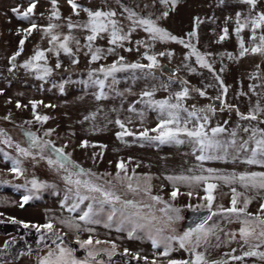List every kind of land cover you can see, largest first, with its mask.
<instances>
[{
  "label": "rangeland",
  "instance_id": "obj_1",
  "mask_svg": "<svg viewBox=\"0 0 264 264\" xmlns=\"http://www.w3.org/2000/svg\"><path fill=\"white\" fill-rule=\"evenodd\" d=\"M35 3L36 7L29 19L22 20L12 10L19 8L23 13L30 6V0H0V131L5 133V137H0V221L10 223L15 220L33 229H36L33 225L42 226L51 222L56 235L66 234L71 239H65L63 245L68 243L82 249V256L74 254L79 260L89 259V264H153V261L155 264H168L169 260H186L190 252L180 248L178 242H173V250L164 256L163 244L154 248L151 237L159 239V235L179 236L193 229L188 227V216L192 211L208 209L204 199L207 184L195 181L174 182L167 178L181 175L231 176L233 173L264 172V167L244 162L250 155V149L255 146L254 142L249 143L248 152L229 148L223 159L200 161L197 159L201 155L198 146L183 135L179 139L184 142L179 144H162L158 140L144 139L141 134L145 130H148L149 136H156L157 133L151 129L156 128L162 118H167L161 117L160 110L149 101L168 100L170 104L177 103L176 93L187 88L188 96L179 101L182 108L196 110L200 117L207 116L205 127L209 134L214 127H224L226 131L218 139L229 141L235 129L239 144L251 134L244 132V127L264 130V123L261 122L264 121V112L258 114L257 120H242L237 112L249 115L257 104L264 108V53L253 54L249 51L241 57L240 41L235 32L237 13L243 22L250 14L254 16L264 12V0H256V7L251 12V6L242 0H177L175 6L171 0L167 6L161 5L159 0H75L78 15L73 12L68 0H56L59 19L53 16V0H35ZM83 9L93 12L113 11L116 13L113 19L123 32L127 33L133 27L135 30L131 31L128 40L117 45L109 42V33H100L91 42L90 50V42L86 39L90 32L79 26L69 27V24L87 23L89 18ZM126 9L135 12L138 18L156 21L159 27L171 35L184 40L185 44L193 45L205 55L206 61L212 65V71L201 67L185 44L153 39L143 27L134 26L128 19ZM164 11L169 13L166 18L162 16ZM32 23H35L36 28L27 34L25 30ZM49 25H57L51 34L59 36V40L52 41L51 35H45L44 29ZM225 28L228 29L227 36L220 40ZM193 32L195 36L191 35ZM261 34H264V29L257 31V37ZM65 36L72 37L68 41L71 54L59 49ZM251 36L250 27L240 33L245 47L249 49L259 42L252 41ZM21 39H24L23 51H20ZM97 48L102 50L100 58L92 61L91 56ZM108 49L113 51L109 52ZM38 50L45 53V59L34 61L33 68H24L23 65ZM18 52L20 54L16 55ZM14 56L16 58L13 60ZM148 56L156 57L152 67H148L152 64ZM258 60L261 61L257 63ZM57 63L59 67H56ZM134 63L144 67H124ZM113 64L121 70L106 78L100 69H107ZM43 67L50 68L51 73L44 75ZM97 80H104L103 89L96 83ZM220 81L227 88L226 93ZM201 91L205 93L204 96L200 95ZM145 92L154 94L147 97L143 95ZM33 103L36 104L35 114ZM209 106L214 111H209ZM37 115L48 119L39 122L36 120ZM179 115L183 124L187 112L180 111ZM117 120L124 124L123 129L116 123ZM195 125L193 118L188 127ZM125 130L132 135L120 137V133ZM27 132L34 133L41 142L50 141L55 148H63L79 168L100 177L96 183L107 187L106 182H110L122 199H131L141 204L145 214L149 209L143 206L152 205V211L157 217L153 221L154 227L137 228L134 223L122 222L119 214L109 221L110 205H105L104 211L94 217L99 223L85 224L79 216L87 211L89 204H93L94 208L99 205L92 200H85L76 211L68 210L77 202L75 189L69 191L71 186L63 179L67 174L63 169L48 164V158H56L53 149L49 147L40 153L33 148L34 159L33 156L24 157L17 152V144L23 148L30 147L25 134ZM46 132L51 134L45 135ZM6 137H11V146L3 142ZM84 142L87 144L82 146ZM16 159L20 160L23 169V174L19 176L11 171L12 161ZM120 163H123L126 171L117 168ZM208 169L213 170L212 173ZM70 171L76 172L79 169ZM118 171L121 176L130 178L133 187L138 185L135 193L127 190L128 180L120 182L115 179ZM109 173L111 175H107ZM33 179L43 186L34 189L30 183ZM173 183L178 189L175 200L171 197V192L175 190ZM208 183L216 185L212 192L214 200L211 209L217 216H211V220L206 223L205 227H212L213 232L196 251L202 253L209 264L218 261L224 264H264V260L258 256L244 255L249 250L264 252V245L250 249L239 237L241 224L230 213L220 211L221 207H231L234 195L232 189L235 188L239 194L237 207L243 206L245 197L250 198L247 212L264 218V213L260 212L264 204V190L245 189L239 181L228 184L223 180L212 179ZM147 186H150V193L144 191ZM190 192L191 196L188 195ZM25 195L31 198L21 207ZM150 196H160L173 208L180 209L181 219L174 220L170 227H166V218L160 211L164 204L152 201ZM169 215L175 217L176 213L170 212ZM62 220L73 221L80 225V230L67 227L60 222ZM156 228H163V233L158 235ZM173 228L175 232L171 231ZM41 230L48 242L44 249L53 247L55 244L49 238L51 233L43 228ZM232 233H236L235 239L231 238ZM12 237L11 234L0 236V247L12 240L8 250L0 252V264H8L18 252H27L31 257L29 251L37 247L32 245L36 244L35 241L15 244L17 240ZM77 237L81 241L91 239L93 243L90 247L103 256L94 260L88 258L87 250L73 242ZM97 240L101 243L96 244ZM251 243L259 241L252 240ZM37 252L39 254L40 249ZM116 253L139 261L127 263L121 256L114 261L106 259ZM23 257L20 253L19 264H27Z\"/></svg>",
  "mask_w": 264,
  "mask_h": 264
},
{
  "label": "snow or ice",
  "instance_id": "obj_2",
  "mask_svg": "<svg viewBox=\"0 0 264 264\" xmlns=\"http://www.w3.org/2000/svg\"><path fill=\"white\" fill-rule=\"evenodd\" d=\"M69 4L71 5L73 12L75 14H79L77 12L78 5L75 3V0H68ZM161 5L167 6L169 4V0H159ZM177 0H171V3L173 6H175ZM243 3H246L251 6V10H254L256 7V0H242ZM36 7L35 0H30V6L25 10L23 13L20 12L19 8H14L12 11L17 15L18 19L22 20H28L30 17V14L33 13V9ZM83 11L87 12L88 15V21L84 25H72L69 24V27H75L79 26L82 27L90 32V34L86 37V39L90 42L88 47L91 50V42L95 41L97 36L100 33H109L110 36V43L113 45H117L119 42L126 41L129 39L131 35V31L135 30V27H133L129 32L125 33L123 32L122 28L118 26V22L113 19L115 17L116 13L113 11H91L89 9H83ZM128 11V19L133 22L134 26L143 27L146 32H148L153 39L159 38L162 41H175L180 44H185V41L182 39H178L176 36L171 35L168 33L165 29L159 27L156 23V21L150 19V18H138L137 14L131 10L126 9ZM168 11H164L162 13L163 17L168 16ZM53 16H55L57 19H59V11L56 10V0H53ZM57 27V25H49L48 28L44 29L45 35H51L52 41L59 40V36L52 35V29ZM250 27V31L252 33L251 39L252 41H259L258 43H254V46L249 48H246L244 45L243 39L240 37V33L245 29ZM36 28L35 23L31 24V27L26 29V33L30 34L32 30ZM264 29V12L256 13L254 16L249 15L246 17L243 22H241V15L237 13L236 16V28L235 32L237 35V39L240 41V56L243 57L245 53L251 52L253 54L256 53H264V34H261L257 37V31ZM224 35L220 37V40L225 39L228 33V29L225 28L223 30ZM192 36H195L196 33H191ZM26 38V37H25ZM72 39L70 36H65L64 41L59 44V49H62L66 54H71V49L68 46V41ZM78 43V42H77ZM23 45H24V39H21L20 41V51H23ZM185 47H188L191 49L190 55H194L196 57V62L203 68H207L209 71H212V65L208 63L205 59V55L201 54L197 49L191 45L190 43L185 44ZM101 49L97 48L95 52L91 56L92 61H96L100 58ZM109 52H112L113 49H108ZM18 52L16 55H19ZM59 52H57V55ZM161 55H164V53H161ZM170 55V54H169ZM16 57L14 56L12 59L14 60ZM45 59V53L43 51H36L34 57L27 61L23 67L24 68H33V62L34 61H41ZM123 58L121 57V60ZM148 60L152 61V64H149L148 67H152L155 65L156 57L155 56H148ZM59 63H57L56 67H59ZM124 67H130L132 69H140L143 68L144 65L139 63H134L131 65H127ZM121 69L117 67L116 64L111 65L107 69H100L101 72L104 73L105 77L112 75L113 73L120 71ZM44 75H48L51 73V69L48 67H43L42 69ZM43 78V77H38ZM217 80L220 78L217 76ZM115 82V80H114ZM96 83L100 86L101 89L104 88L105 82L104 80H97ZM221 88L226 93L227 88L224 86L223 81H220ZM154 93L153 92H145L143 95L147 97H151ZM201 96H204V92H200ZM188 96V89L184 88L182 91L176 93V99L177 103L170 104L168 100H162V101H149L150 104L154 105L160 110L161 117H167L162 118L158 124V126L154 129H151V131L156 132L157 135L152 137L148 135V130H145L141 135L144 139L147 140H158L160 143H167V142H175V143H183L184 141L179 139L181 135L189 138L192 140L197 146L198 150L201 152V155L197 157L198 160L204 161V160H211V159H223L228 154L229 148H236L237 150H242L245 152L249 151V143L254 142V147L250 149V155L248 158L244 161L247 164H258L261 167H264V130H261L259 128H249L244 127L243 131L248 133L250 132V136L247 140H242L239 144H237V131L234 129L231 132V139L227 142L222 141L218 139L220 134L224 133L226 129L224 127H214L211 129L210 134L206 130L205 124L208 121V117H200L197 115V111H188L186 108H182L181 104L179 103L180 100L186 98ZM100 97L98 96L97 99ZM20 105L18 104L17 107ZM35 107L36 104L33 103V110L35 114ZM209 111H214V109L209 106ZM180 111L187 112V118L183 120V124L181 123V116L179 115ZM199 111H203V109H200ZM238 115L242 120H257L258 114L264 112V108H261L259 104L256 105V108L249 114L244 115L242 113H239L237 110ZM193 118H195L196 125L192 128L188 127V124L192 122ZM48 117L46 116H36V120L39 122H46ZM87 119V117H86ZM203 121V122H201ZM264 123V121H261ZM30 123V122H29ZM116 123L123 129L124 124L121 123L119 120L116 121ZM30 141V147L23 148L19 144L16 145L17 152L24 157L33 156V159L35 158L32 152V149H38L40 153H44L45 149L51 147L55 153V159L48 158V164L50 166H56L57 169H63L67 174L63 177L65 182L70 185L69 191L71 192L73 188L75 189V196L77 199V202L72 205L68 210L70 212H74L79 207V204L82 203L85 200H92L95 204L99 205L98 208H94L93 204H89L87 206V211H83L82 214L79 216V219L83 221L85 224H92V223H99L98 220L94 219L96 215L99 214V212L104 211L105 205H110V212L108 214V220L112 221L113 217L119 214V216L123 221H128L131 223H134L135 227L137 228H144L146 226H152L153 221L157 220V217L155 216L154 212L152 211V205H144L143 207H147L149 209V212L145 214L143 212V209L141 207V204L137 203L134 200L131 199H122L120 195L116 193V191L113 190V186L110 184V182H106L108 184L107 187H105L104 184L96 183L95 181L99 180L100 177L97 176L95 173H92L91 171H85L82 168H79V165L75 164L73 161H71L70 157L65 154L63 148H55L54 145L51 144L50 141L41 142L39 138L32 132L25 133ZM50 132H46L45 135H50ZM124 135H132L131 132H128L125 130L124 132L120 133V137H123ZM0 137H5V133L0 131ZM3 142L5 144H8L11 146V137H6ZM87 142H84L82 146H85ZM217 153H223V155H217ZM44 156L41 155V159H43ZM21 162L20 160L16 159L12 161V167L11 171L15 173L17 176L23 174V169L21 168ZM117 168L120 171H126L124 168L123 163H120L117 165ZM70 169H79V171L73 172L70 171ZM120 171L116 173L115 179L117 181L123 182L125 180H128L127 184V190L129 192L135 193L138 190L137 187H133L132 183L130 182V178L127 176H121ZM209 173H212L213 170L208 169ZM107 175H111L110 173ZM87 176L88 179H82V177ZM170 181L178 182V181H195L197 183L204 182L207 184V187L204 189L207 195L204 197V199L207 201V208L211 212L212 203L214 200V196L212 195L213 190L216 188V185L213 183H208L209 180L212 179H219L223 180L225 183H233L236 181H239L242 187L245 189H260L264 190V172H245L236 174L233 173L231 176H213L209 175L208 177L205 176H176V177H168ZM32 187L39 188L43 185H40L35 179H33L31 182ZM173 190L171 192V197L173 200L177 198L178 189H176L175 183H173ZM145 193H150V186L145 187L144 189ZM233 197L231 201V207L224 209L221 207L220 211L224 213H230L232 217L235 218L236 221H238L241 224V227L239 229V237L243 241L244 244H247L250 246V249H256L259 248L261 245H264V218H262L261 215H255L250 214L247 212V208L249 203L251 202L250 198L245 197L243 201L242 207H237V196L239 194L236 193V189H232ZM98 194V195H93ZM189 196L192 195V193H188ZM31 197L29 195H25L23 197V203L21 204V207L26 204ZM150 199L156 203L164 204V207L160 209L161 212L164 213V216L166 218L165 226L170 227L171 223L174 220L181 219L179 213L180 209L173 208L170 204H167L163 201V198L160 196H150ZM116 205H120L119 208L116 207ZM189 207H192L189 205ZM199 207H204V205H200ZM195 210V209H193ZM176 213L175 217L172 215H169V213ZM260 212L264 213V204L260 207ZM212 215H216L215 212H212ZM251 217V218H250ZM211 219V216L206 217L203 222H201L199 225H197L195 228L190 229L186 232H184L182 235H159L163 233V228H156V232L159 235V239L156 237H151L152 239V246L154 248H158L163 244L164 251L163 255L168 256L172 249V243L178 242L179 247L182 249H185L192 253L194 255V259L192 260H169L168 264H209V262L206 260L205 256L202 253H199L196 251L197 248L201 246L202 242H207L209 234L213 232L212 227H205L207 220ZM13 223H17V221L13 220ZM62 224H65L69 228H75L77 231L80 230V225L75 224L73 221L70 220H62L60 221ZM143 222V223H142ZM25 228H28V224H24ZM32 227H35L38 232L41 231V228L46 229L49 233H51V236L49 238L52 239L53 243L55 244L57 240L62 241V237L59 235H56L52 230L54 225L49 222L44 225H33ZM257 229H259V232L257 233ZM85 231H88L89 229H84ZM119 230V229H118ZM172 232H175V229H171ZM129 236H132V232L129 233ZM236 233L231 234V238L235 239ZM40 240L44 241L45 236L41 234ZM256 240L259 241V243L252 244L251 241ZM76 243L80 245L81 248H85L87 250V256L88 258H91L92 260L95 259V257L99 254L98 251L92 249L90 246L92 245L93 241L91 239L83 240L81 241L79 237L76 239ZM96 244H100L101 241L97 240L95 241ZM115 246L113 245V248ZM74 249L70 247L61 246L60 244H57V247L55 249H49L46 256L42 257L39 261V264H89V259L79 260L76 258L74 254ZM112 253H109L111 255ZM245 256H258L260 259L264 260V252H257L255 250H249L244 253ZM234 259H241V257H234ZM98 264H102V262H98ZM153 264H155V261H153ZM216 264H224V262H216Z\"/></svg>",
  "mask_w": 264,
  "mask_h": 264
},
{
  "label": "trees",
  "instance_id": "obj_3",
  "mask_svg": "<svg viewBox=\"0 0 264 264\" xmlns=\"http://www.w3.org/2000/svg\"><path fill=\"white\" fill-rule=\"evenodd\" d=\"M219 215H222V214H219ZM8 234H11L13 236L12 238H15V240H17L15 244H18V243H21L22 244V243H26L28 241L32 243V241H35L34 243H36V244H32V245H36L37 247H35L34 249H31V250H38V249L41 250V249L47 247V243H48L47 242V237H45V240L44 241H41L40 240V236H41L40 234H43L45 236V233L43 232V230H41L40 232H38L37 229H33L31 227L25 228L20 223H13V222L8 223V222H2V221H0V236H2V235H8ZM11 241L12 240L10 239V241H7L6 246L0 247V252L7 251L8 250V246L11 243ZM65 243H66V241L64 240L62 243H60V245H63ZM67 245L70 248L74 249L75 250L74 252L76 254H78V256H82V253H83L82 252V249L80 250L77 247H74V246H72L71 244H68V243H67ZM50 246H52V245H50ZM189 255L190 256L187 257L186 260H192L193 259V257H194V256H192L193 254L190 253ZM102 256L103 255H97L95 257V259H98V258H100ZM120 256L121 257H124V260L127 263H133V262L139 261L138 259H135V258H133V259L125 258V255H121V254H117V253L114 254L111 258H106V257L105 258L108 259L109 261H114V260H118V258L120 259Z\"/></svg>",
  "mask_w": 264,
  "mask_h": 264
},
{
  "label": "water",
  "instance_id": "obj_4",
  "mask_svg": "<svg viewBox=\"0 0 264 264\" xmlns=\"http://www.w3.org/2000/svg\"><path fill=\"white\" fill-rule=\"evenodd\" d=\"M212 212H213L212 209H211V212L208 209H203V210H197V211L190 212V214L188 216L190 218V222L188 224V227L189 228L196 227L201 222H203L206 217L212 216ZM209 220H207V222ZM60 237H62V236H60ZM62 242H63V237H62V241L61 240H57L55 244L57 245V244H60Z\"/></svg>",
  "mask_w": 264,
  "mask_h": 264
},
{
  "label": "crops",
  "instance_id": "obj_5",
  "mask_svg": "<svg viewBox=\"0 0 264 264\" xmlns=\"http://www.w3.org/2000/svg\"><path fill=\"white\" fill-rule=\"evenodd\" d=\"M61 246L69 247V246H67V245H61ZM56 247H57V245H53V247H48L47 249H44V248L41 249V250H40V253L38 254V256H37L36 258H35V257H32V256L29 257L28 254H27V252H18V253H16L15 258L12 259L10 262H8V264H19L18 260H19L20 253H22L23 256H25V257H23V258L26 260L27 264H39L40 259H41L42 257H44V256L47 255L49 249H50V248H51V249H55ZM76 258H77V257H76ZM77 259H78V258H77Z\"/></svg>",
  "mask_w": 264,
  "mask_h": 264
},
{
  "label": "built area",
  "instance_id": "obj_6",
  "mask_svg": "<svg viewBox=\"0 0 264 264\" xmlns=\"http://www.w3.org/2000/svg\"><path fill=\"white\" fill-rule=\"evenodd\" d=\"M54 230V229H53ZM52 230V231H53ZM56 232H58L57 230H56ZM59 234H61V233H59ZM65 237L67 238V239H70L66 234H65ZM71 240V239H70ZM74 243H76V241H73ZM29 254L32 256V257H37L38 256V252H37V250H30L29 251Z\"/></svg>",
  "mask_w": 264,
  "mask_h": 264
},
{
  "label": "bare ground",
  "instance_id": "obj_7",
  "mask_svg": "<svg viewBox=\"0 0 264 264\" xmlns=\"http://www.w3.org/2000/svg\"><path fill=\"white\" fill-rule=\"evenodd\" d=\"M257 57H260V55H257ZM261 60H258L257 63H259Z\"/></svg>",
  "mask_w": 264,
  "mask_h": 264
},
{
  "label": "flooded vegetation",
  "instance_id": "obj_8",
  "mask_svg": "<svg viewBox=\"0 0 264 264\" xmlns=\"http://www.w3.org/2000/svg\"><path fill=\"white\" fill-rule=\"evenodd\" d=\"M188 222H186V224H187Z\"/></svg>",
  "mask_w": 264,
  "mask_h": 264
}]
</instances>
